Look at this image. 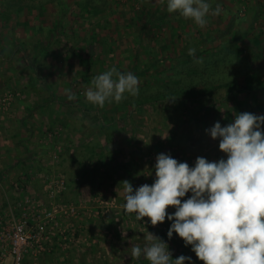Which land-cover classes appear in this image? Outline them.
<instances>
[{
  "label": "rangeland",
  "instance_id": "rangeland-1",
  "mask_svg": "<svg viewBox=\"0 0 264 264\" xmlns=\"http://www.w3.org/2000/svg\"><path fill=\"white\" fill-rule=\"evenodd\" d=\"M25 1L43 7L47 6L49 13H41L42 15L38 16L34 13V15L41 18L45 16L51 21L58 18L59 12L65 11L66 14L60 18L64 21V35L59 39V43L49 44V46L51 49L65 52L67 67L76 71L73 74L68 73L66 80L70 83L71 92L78 95L80 99L85 98L84 93L90 86L80 80L81 72L85 70L84 63L89 55L92 56V61L95 64L92 74L96 76L113 66L115 67L118 61L119 65L117 66L123 69L131 68L133 56H141L143 46L146 44L153 47L154 53L155 51L170 52L173 50L177 54L181 50V45H170L172 42L170 26H176L177 34L181 36L180 41L187 44L186 50L189 48L197 50L196 46L192 47L191 45L197 41L199 48L203 46L211 52L219 45V35L216 32L214 37V34L210 33L215 29H223L226 19L220 16L226 12V6L236 12L234 14L237 28H247L252 23L255 26V31L264 29V0H220V15L213 16V19L209 20L204 28L198 27L190 19L185 18L170 21L169 25L152 26L146 23L155 12L160 16L167 13L166 3H161V0H150L147 3L144 0H90L89 4L91 2L92 7L100 4V1L106 2L102 6L106 17L102 20L97 19L92 9L86 10L84 4L87 0H0V18L3 10V18L9 19L8 11L5 10L8 4ZM257 3L261 4L262 18L254 24L252 14ZM59 5H63L62 11L58 9ZM175 16L179 18L178 14H174ZM1 22L0 19V24ZM143 25L144 28H142ZM138 36L142 41L141 49L135 43ZM212 36L214 40L207 42V38ZM144 41H147L146 44ZM36 46L39 48L38 44ZM107 46L111 48V51L108 52ZM37 48L35 47V50ZM123 48L127 49L123 51ZM55 50L52 49L51 52ZM152 52L147 53L152 54ZM244 56L245 60L250 59V68L256 67L259 63L262 65L260 68L264 67L260 58H254L252 52L247 51ZM167 62L169 61L167 60ZM233 66H237V63L231 64L228 60L225 62L226 70L229 69L226 72L227 78L230 80L233 76V79L236 78L238 81L239 87L244 88L242 72H246L247 69L243 68L245 67L243 62L239 67L234 68ZM161 68L160 66L157 70H161ZM219 77L222 80L221 73ZM77 80H79L78 85L76 84ZM219 81L213 83L214 87ZM226 93L224 88L215 89L213 101L207 98L201 99L197 103H187L183 109L177 111L173 110L175 105L169 102L157 103L153 107L147 105L142 109L143 114L141 110L137 116L146 121V124L137 126L143 125L144 137L135 139L139 142L135 146L139 145L140 149H136L135 146H132L131 149L137 152V155L133 154L135 156H132L133 159H136L135 164L137 165V169L135 168L133 173L135 176L129 177L132 178L129 182L134 190L145 183L152 184L154 172L149 176L143 173L152 169L155 164L154 156L156 157L158 152L167 153L168 151L170 153L167 154L173 158L176 157L175 159L180 162H187L190 167L194 165L197 157H204L209 161L218 160L220 158L216 155L210 156V158L206 156V149L217 147L218 145L214 146V144L218 143V140H213L210 137H206L205 141L201 140L199 132L203 128L213 126L217 121L221 123V126H225L231 123L235 115L239 113L249 112L259 115L257 113L259 111L264 114V92L259 94L246 91L235 93L229 100L223 102ZM20 96L19 93L15 98L10 94L2 97L0 113L4 114L10 110L17 112L18 108L24 105L18 101ZM215 100L218 102L214 104ZM14 104L16 106L12 107ZM5 126V130L8 131L9 125L5 124ZM125 127L128 128V126ZM92 132H84V135L68 139L75 145H70L68 148H63L60 143L56 142L62 136L61 134L58 136L57 131L50 132L49 139L45 141H43L45 139L43 137L39 142L36 140L37 143L47 148L41 149L39 146L35 148L36 156L41 159L43 156V163L48 168L44 169L45 176L30 189L17 186L13 191L16 193H12L11 190L4 188L9 194L14 195L11 199L10 212H8V207L5 212H0V220L10 222L12 217L20 218L22 211L25 210L28 214V226L39 234V241L26 254L24 264H91L87 260H91L90 249L95 245L110 246L109 248L113 251H109V254L111 258L115 255V264H131L138 259L129 258L125 261L124 259L127 255L131 257L133 244L142 245L144 243L143 237L147 231L168 244L173 259L185 255L192 258L193 264H203V261H199L191 251V246H184L182 239L175 233L171 240L167 238L166 233L171 223L167 219L165 222L153 226L147 222L149 219L147 217L137 221L135 214L125 213L122 208L125 201L121 182L125 180L123 176H127L128 173L126 175L122 171H118L116 167L120 162H124V157L127 156L119 153L118 156L113 155L112 158L109 154L103 153L101 158H97L103 150L102 146L107 147V143L105 141L102 145L101 142L104 140L95 136L96 131ZM107 134V131L103 132L104 136ZM75 149L76 151H74ZM179 149V153L175 155L172 153ZM36 156H31L32 161L37 159ZM96 161L98 163H95ZM101 162L104 165L108 164L107 162L113 164V167L116 168L115 173L104 170ZM97 169L100 170L97 171ZM58 181H63L61 189L56 183ZM61 208L64 211H61ZM71 209H73V213L70 211ZM167 211L172 212L174 209L169 207ZM48 213H51V217L46 216ZM32 219L35 221H31ZM2 245L3 242L0 239V247ZM122 246L128 247L124 254L121 251ZM139 259L140 261L146 260L143 257Z\"/></svg>",
  "mask_w": 264,
  "mask_h": 264
},
{
  "label": "clouds",
  "instance_id": "clouds-1",
  "mask_svg": "<svg viewBox=\"0 0 264 264\" xmlns=\"http://www.w3.org/2000/svg\"><path fill=\"white\" fill-rule=\"evenodd\" d=\"M150 2V0H144ZM169 14H178L204 28L208 16L221 13L213 0H161ZM195 48L188 49L194 56ZM69 101L76 99L64 89ZM139 95V78L132 72L115 67L91 80L85 100L98 108L106 103H120L128 96ZM264 114H236L234 120L221 126L219 121L206 129L218 140V149L226 155L215 161L197 157L194 165L180 162L170 154L155 157L151 185L135 190L128 180L122 181V205L125 213L135 214L148 223L171 222L166 236L173 233L203 264H264ZM187 195V198L185 199ZM174 209L168 212L167 209ZM144 243L133 244L131 258L143 257L149 264H193L192 258L180 255L173 259L168 244L151 232Z\"/></svg>",
  "mask_w": 264,
  "mask_h": 264
},
{
  "label": "crops",
  "instance_id": "crops-1",
  "mask_svg": "<svg viewBox=\"0 0 264 264\" xmlns=\"http://www.w3.org/2000/svg\"><path fill=\"white\" fill-rule=\"evenodd\" d=\"M62 7L63 5H59L58 9L62 11ZM6 9L9 19L3 18V10L0 18L2 20L0 24V100L8 94L15 98L20 93L21 96L18 101L24 105L17 104V106H20L17 112L10 110L4 114L0 113V212H5L7 207L8 212H10L11 199L14 195L12 193H16V191H13L17 186L30 189L45 176L46 171L44 169L48 168L43 163V156L42 159L36 156L37 151L35 148L38 146L41 149L47 148L37 143L36 140L39 142L42 137L45 138L43 141L49 139L48 136L53 131H57L58 136L62 135L56 142L60 143L63 148H68L70 145L75 146L71 141H68L72 137L77 138L81 134L84 135V132H98H95V136L104 140L101 142L102 145L106 141L107 147L102 146L103 150L97 158H101L100 156H103V153L109 154L112 158L113 155L118 156L119 153L125 154L127 157L122 156L125 161L120 162L116 168L126 175L128 173L123 178L131 181L132 178L129 177L135 176L133 173L137 169L136 159L132 157L135 156L133 154L137 155V152L131 149L132 146L139 143L135 139L144 137L143 125H137L146 124V121L137 115L147 105L139 110H131L128 106H122L121 109L117 105L109 104L106 111H98L95 106L90 104L92 109L85 111L84 105L79 103L77 99L69 101L64 92V89H70V83L67 82L66 77L69 75L68 73L73 74L76 71L69 69V66L67 67L65 52L63 53L54 48L52 49L55 51L51 52L52 49L49 46V44L59 43V39L64 35V21L60 18L63 14H66L65 11L59 12L58 18L51 21L45 16L41 18L34 15V13L37 16L41 13H49L47 6L43 7L36 3L33 4L28 1L15 2L8 4L5 7ZM224 25H226V20ZM208 39L210 40V37ZM138 40L142 44L141 38H138ZM259 40L262 44V50H264V35ZM145 42L147 41H144V44H146ZM139 49H141V46H139ZM255 52L256 55L262 54L258 50H255ZM180 53L181 50L176 55H180ZM157 54L161 57L170 54L172 58L175 55L173 50L170 52L157 51ZM126 71L130 72L132 69L128 67ZM155 71V74L158 73L157 69ZM257 89L259 91L254 92V94L264 92V89H260V87ZM226 97L227 93L224 100H222L223 102L230 98ZM217 102L215 100L214 104ZM15 106L16 104L12 107ZM257 113L261 114L259 111ZM5 124L9 125L8 131L5 130ZM125 126H128V128ZM208 128L210 127L203 128L199 132L201 133V140L204 139L205 141L206 137H209L205 131ZM104 131L108 132L105 136L103 135ZM62 137H64L63 140ZM85 143L88 142L85 141ZM217 145L218 143L214 144V146ZM135 147L138 149L139 145ZM120 148L122 149L119 150ZM179 151L180 149L172 153L175 155ZM167 153L170 152L167 151ZM214 155L220 159H226V155L219 151L218 146L206 149L208 158ZM24 156L26 158H23ZM31 156H36L37 159L32 161ZM109 162L106 165L101 162V165L104 170L115 173L116 168ZM131 171L132 173L129 174ZM4 188L11 190L12 193L9 194ZM109 247L107 245L93 246L90 249L92 253L89 254L92 257L91 260H85L91 264H115V255L111 258L109 251L113 250ZM127 250L128 247L122 246L121 251L123 254ZM129 258L131 257L127 255L124 261ZM141 262L142 260L138 259L134 263L131 262V264H140Z\"/></svg>",
  "mask_w": 264,
  "mask_h": 264
},
{
  "label": "trees",
  "instance_id": "trees-1",
  "mask_svg": "<svg viewBox=\"0 0 264 264\" xmlns=\"http://www.w3.org/2000/svg\"><path fill=\"white\" fill-rule=\"evenodd\" d=\"M90 0H87L83 5L87 11L91 10L95 14L98 20H102L106 17L102 6L106 4L105 1H100V4L97 6L89 4ZM216 4L220 5V0H213V8ZM90 5V7H89ZM255 6L254 12L252 14V22L255 24L262 18V8L261 4L257 3ZM88 7V8H87ZM225 11L221 14V18L226 19V25L223 29L213 30L210 34H215L217 32L219 45L215 47L211 52L207 49L199 48L197 41L192 43L194 47H197L194 56H189L188 51L186 50L185 43L180 41L181 36L176 32V26H170V37L172 42L170 45H181L180 55H174L173 58L170 54H167L165 57L158 56L157 51L154 53L153 47L151 48L147 44L143 46V54L133 56L132 63V72L139 78V95L136 97L128 96L125 100L120 103H106L103 108L96 109L98 111H106L109 104L117 105L119 108L122 106L130 107L131 110L141 109L145 105L155 106L157 103L165 104L166 102L172 103L174 106L173 110H181L185 107L187 103H197L201 99H211L213 101V91L218 88L227 89V97H231L232 94L238 92H256L259 91L257 88L264 89V67L260 63L254 67L250 68V59L245 60L244 54L247 51L252 52V56L261 60L264 64V50H262V44L259 40L261 36L264 35V29L254 30L255 26L251 23L247 28L241 29L236 26V13L232 10L231 7L226 6ZM71 13V12H70ZM171 16V17H170ZM177 17V18H175ZM174 14L164 13L160 16L155 12L152 18H148L150 25L157 26L158 24H170V21H178V19L183 18L175 16ZM75 19V17H74ZM173 19V20H172ZM213 19V16L207 17V20ZM145 26L143 25L142 28ZM99 31V30H98ZM140 36L135 40L136 46H141L140 41L138 40ZM213 36L208 39V42H211ZM178 43V44H177ZM205 45V44H204ZM108 52L111 51V48L107 46ZM191 47V46H190ZM127 48H123V51ZM106 50V52H107ZM255 50L262 52L261 55H256ZM152 52L148 54L147 52ZM107 52V53H108ZM251 56V57H252ZM167 60L169 62H167ZM230 62L231 64L237 63L239 67L242 62L244 63V69L247 71L242 72V80L244 82V88H240L238 81L232 78L229 80L226 75L225 62ZM168 63V65H167ZM119 65L118 63H116ZM94 62L92 61V56H88L84 63L85 70L80 75L81 82L84 84H90L94 75L92 74V68L94 67ZM115 65V68L121 72L127 73L126 69H123ZM162 67L161 71L158 70V73H154L155 69ZM114 67V66H113ZM107 71V70H105ZM104 72V71H103ZM91 73V74H90ZM221 73V78L219 77ZM219 75V76H217ZM214 78V79H213ZM219 79V80H216ZM219 81L217 86L214 87L213 83ZM76 84H79V80L76 81ZM76 99L79 103L84 105L85 111H89L92 108L91 105L84 99H80L78 95ZM88 104V105H87ZM120 104V105H119ZM93 106V105H92ZM165 108V107H164ZM166 109V108H165ZM97 111V112H98ZM99 113V112H98ZM141 264H149L146 260H142Z\"/></svg>",
  "mask_w": 264,
  "mask_h": 264
},
{
  "label": "built area",
  "instance_id": "built-area-1",
  "mask_svg": "<svg viewBox=\"0 0 264 264\" xmlns=\"http://www.w3.org/2000/svg\"><path fill=\"white\" fill-rule=\"evenodd\" d=\"M56 183L60 189L63 187V181ZM61 211L64 210L61 208ZM70 211L73 213V209ZM46 216L51 217V213ZM28 223V214L25 210L22 211L20 218L12 217L10 222L0 220V239L3 242L0 247V264H24L26 254L39 241L38 232L30 229Z\"/></svg>",
  "mask_w": 264,
  "mask_h": 264
}]
</instances>
